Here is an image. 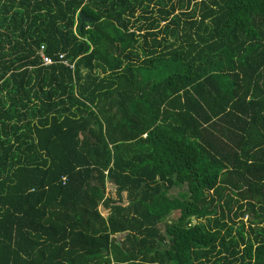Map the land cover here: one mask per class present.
Listing matches in <instances>:
<instances>
[{"label": "trees", "instance_id": "trees-1", "mask_svg": "<svg viewBox=\"0 0 264 264\" xmlns=\"http://www.w3.org/2000/svg\"><path fill=\"white\" fill-rule=\"evenodd\" d=\"M0 264H264V0H0Z\"/></svg>", "mask_w": 264, "mask_h": 264}, {"label": "crops", "instance_id": "crops-1", "mask_svg": "<svg viewBox=\"0 0 264 264\" xmlns=\"http://www.w3.org/2000/svg\"><path fill=\"white\" fill-rule=\"evenodd\" d=\"M108 181H111L114 184L113 189L107 185ZM106 197H111L112 201L110 200L109 204H106L105 202L102 201L99 205V210L105 218H108L109 215L111 214L113 203L127 205L130 202L128 198L127 190H124L121 196L118 195L116 191V185L113 179H108L106 182Z\"/></svg>", "mask_w": 264, "mask_h": 264}, {"label": "built area", "instance_id": "built-area-1", "mask_svg": "<svg viewBox=\"0 0 264 264\" xmlns=\"http://www.w3.org/2000/svg\"><path fill=\"white\" fill-rule=\"evenodd\" d=\"M44 49H45V46L42 45V46H41V49H40V51H39V52H40V55H41V58L43 59V62H44L45 64H52L53 62H55L56 60H55L52 56L47 55V54L45 53ZM59 60L63 61V62L66 63L67 65H70V66H72V67L74 66V63H71L68 59H66L64 53H61V54L59 55ZM62 179H63L64 181H66L67 176H63Z\"/></svg>", "mask_w": 264, "mask_h": 264}, {"label": "rangeland", "instance_id": "rangeland-1", "mask_svg": "<svg viewBox=\"0 0 264 264\" xmlns=\"http://www.w3.org/2000/svg\"><path fill=\"white\" fill-rule=\"evenodd\" d=\"M107 185L110 187V188H114V184L111 182V181H108V183H107ZM179 189H178V187H172L171 189H170V194H174V193H177V191H178ZM179 214V212H177V211H174L172 214H171V216H170V219L171 218H175L177 215ZM247 218V217H246ZM245 218V219H246ZM194 222H197L196 220H194ZM160 226H161V228L163 229L164 227H165V224H164V222H162L161 224H160ZM117 237H121L120 235H117Z\"/></svg>", "mask_w": 264, "mask_h": 264}, {"label": "water", "instance_id": "water-1", "mask_svg": "<svg viewBox=\"0 0 264 264\" xmlns=\"http://www.w3.org/2000/svg\"><path fill=\"white\" fill-rule=\"evenodd\" d=\"M80 16L82 18V23L81 25L83 24V22L85 21H93L94 19L93 18H90L88 15H86L83 11H80Z\"/></svg>", "mask_w": 264, "mask_h": 264}, {"label": "clouds", "instance_id": "clouds-1", "mask_svg": "<svg viewBox=\"0 0 264 264\" xmlns=\"http://www.w3.org/2000/svg\"><path fill=\"white\" fill-rule=\"evenodd\" d=\"M197 221V220H196Z\"/></svg>", "mask_w": 264, "mask_h": 264}]
</instances>
